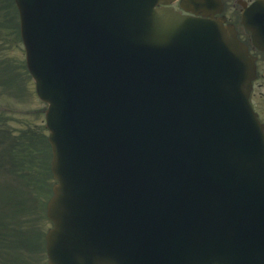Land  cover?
<instances>
[{
  "label": "water",
  "instance_id": "water-1",
  "mask_svg": "<svg viewBox=\"0 0 264 264\" xmlns=\"http://www.w3.org/2000/svg\"><path fill=\"white\" fill-rule=\"evenodd\" d=\"M16 1L28 66L50 103V264H180L199 240L197 264H264V249L245 242L241 262L226 257L233 229L264 214L255 66L235 32L184 21L158 0ZM251 15L258 36L263 8ZM197 75L200 96L188 84ZM152 101L163 113L140 115Z\"/></svg>",
  "mask_w": 264,
  "mask_h": 264
},
{
  "label": "rangeland",
  "instance_id": "rangeland-1",
  "mask_svg": "<svg viewBox=\"0 0 264 264\" xmlns=\"http://www.w3.org/2000/svg\"><path fill=\"white\" fill-rule=\"evenodd\" d=\"M13 7L11 0H0V264H20V260L21 264H46L44 235L52 223L46 217L45 203L55 183L50 171L48 133L44 129L47 107L37 96L24 65L25 52L15 33ZM255 87L257 98L264 95V81H258ZM29 134L33 137L30 151L21 149L22 139L27 135L29 139ZM27 161H32L31 166ZM24 212L27 213L23 215ZM18 231L19 239L22 237L19 246L23 248L11 249L9 240L18 238L14 235ZM35 232L38 233L33 237ZM26 235L31 241L37 237L41 257L33 249L37 242L29 246Z\"/></svg>",
  "mask_w": 264,
  "mask_h": 264
},
{
  "label": "flooded vegetation",
  "instance_id": "flooded-vegetation-1",
  "mask_svg": "<svg viewBox=\"0 0 264 264\" xmlns=\"http://www.w3.org/2000/svg\"><path fill=\"white\" fill-rule=\"evenodd\" d=\"M213 6L208 5L206 9L200 10L197 13L200 17H208V18H223L226 23L232 24L236 26L238 30V34L240 38L249 45L251 51L257 55V63L260 65L261 74L264 71V52L258 51L254 49L251 45V34L246 29V27L242 24L243 19V12L247 7H264V0H213ZM185 7H192L189 6L188 2L184 3ZM176 9H179L180 2H177L173 5ZM188 15H193L194 13H187ZM260 74V76H261ZM257 104L259 111V117L261 121L264 123V95L261 94L258 96ZM259 100V101H258ZM257 109V108H256Z\"/></svg>",
  "mask_w": 264,
  "mask_h": 264
}]
</instances>
